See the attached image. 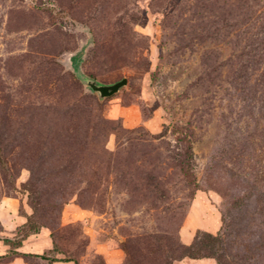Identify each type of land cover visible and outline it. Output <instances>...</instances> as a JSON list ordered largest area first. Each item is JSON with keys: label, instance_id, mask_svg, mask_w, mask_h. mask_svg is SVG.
Wrapping results in <instances>:
<instances>
[{"label": "rangeland", "instance_id": "rangeland-1", "mask_svg": "<svg viewBox=\"0 0 264 264\" xmlns=\"http://www.w3.org/2000/svg\"><path fill=\"white\" fill-rule=\"evenodd\" d=\"M0 264H264V0H0Z\"/></svg>", "mask_w": 264, "mask_h": 264}, {"label": "water", "instance_id": "water-1", "mask_svg": "<svg viewBox=\"0 0 264 264\" xmlns=\"http://www.w3.org/2000/svg\"><path fill=\"white\" fill-rule=\"evenodd\" d=\"M83 82L94 92H96L100 99L110 97L116 94L123 86L127 84V79L122 78L111 84H105L97 81L96 79L84 75L81 72H77Z\"/></svg>", "mask_w": 264, "mask_h": 264}, {"label": "trees", "instance_id": "trees-1", "mask_svg": "<svg viewBox=\"0 0 264 264\" xmlns=\"http://www.w3.org/2000/svg\"><path fill=\"white\" fill-rule=\"evenodd\" d=\"M41 257H43L44 259H48V257H47V256H45V255H42Z\"/></svg>", "mask_w": 264, "mask_h": 264}]
</instances>
